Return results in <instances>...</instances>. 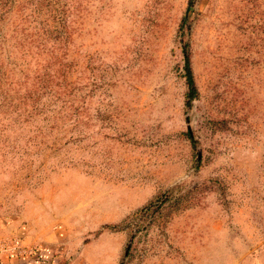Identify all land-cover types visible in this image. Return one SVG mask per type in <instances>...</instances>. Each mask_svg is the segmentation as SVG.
I'll return each mask as SVG.
<instances>
[{
  "label": "rangeland",
  "instance_id": "rangeland-1",
  "mask_svg": "<svg viewBox=\"0 0 264 264\" xmlns=\"http://www.w3.org/2000/svg\"><path fill=\"white\" fill-rule=\"evenodd\" d=\"M72 3L0 49V264H264V0Z\"/></svg>",
  "mask_w": 264,
  "mask_h": 264
},
{
  "label": "trees",
  "instance_id": "trees-1",
  "mask_svg": "<svg viewBox=\"0 0 264 264\" xmlns=\"http://www.w3.org/2000/svg\"><path fill=\"white\" fill-rule=\"evenodd\" d=\"M72 6V0H0V49L5 44H9L7 43L8 39H22L24 36L29 48L25 47L24 50L19 48L18 50L22 55L32 52L41 54L44 51L43 45L49 39L62 43V40L67 39L66 37L71 33ZM38 19L39 28L33 25V21ZM55 48L57 47L52 49ZM184 58L185 78L188 85L187 105L190 106L193 100L198 97V88L187 44L184 47ZM57 63L58 60H56ZM60 63L63 65L62 62ZM22 91L23 93L17 95V109H20L22 104H27L29 100L35 99V93L29 88L23 87ZM10 97H12V94H5L3 100ZM34 110H36V106ZM188 135L194 142L195 139L192 132L189 131ZM120 226V224H106L105 228L115 230Z\"/></svg>",
  "mask_w": 264,
  "mask_h": 264
}]
</instances>
